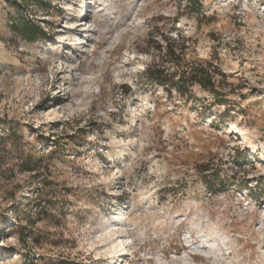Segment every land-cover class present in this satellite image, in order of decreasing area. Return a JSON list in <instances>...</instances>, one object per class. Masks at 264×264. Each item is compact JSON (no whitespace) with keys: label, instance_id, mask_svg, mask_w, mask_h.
<instances>
[{"label":"rangeland","instance_id":"rangeland-1","mask_svg":"<svg viewBox=\"0 0 264 264\" xmlns=\"http://www.w3.org/2000/svg\"><path fill=\"white\" fill-rule=\"evenodd\" d=\"M0 264H264V0H0Z\"/></svg>","mask_w":264,"mask_h":264},{"label":"trees","instance_id":"trees-1","mask_svg":"<svg viewBox=\"0 0 264 264\" xmlns=\"http://www.w3.org/2000/svg\"><path fill=\"white\" fill-rule=\"evenodd\" d=\"M190 3H193V0H190ZM13 31L26 37L28 42H33L35 40L34 37L31 36L36 33V29L29 21H23L21 25H13ZM178 66H175L176 70L173 75H179V79L183 80L186 78L190 86L198 85L202 89L209 90L212 93L216 92L214 83L215 68L211 64L208 63L206 66L200 64L197 67L189 66L188 64ZM212 68L214 69L212 70ZM179 83L180 81L175 86H178ZM178 90H181V86L178 87Z\"/></svg>","mask_w":264,"mask_h":264},{"label":"bare ground","instance_id":"bare-ground-1","mask_svg":"<svg viewBox=\"0 0 264 264\" xmlns=\"http://www.w3.org/2000/svg\"><path fill=\"white\" fill-rule=\"evenodd\" d=\"M86 15L85 19H86V22H87V19L89 17V14H88V10L86 9L81 16L78 17L79 20H83L84 19V16ZM81 27L80 26H76L74 29H72L73 32H76V31H79V28ZM57 67V66H56ZM60 68V67H59ZM57 69V68H56ZM57 72H59V70H57ZM56 74V73H55ZM60 76V75H59Z\"/></svg>","mask_w":264,"mask_h":264}]
</instances>
